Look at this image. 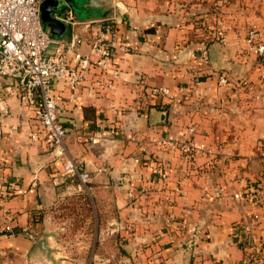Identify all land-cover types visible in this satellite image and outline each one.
Returning <instances> with one entry per match:
<instances>
[{
  "label": "crops",
  "instance_id": "0c3cea01",
  "mask_svg": "<svg viewBox=\"0 0 264 264\" xmlns=\"http://www.w3.org/2000/svg\"><path fill=\"white\" fill-rule=\"evenodd\" d=\"M64 2L79 21L116 19L120 38L130 51L118 56L121 72L114 90L93 96L82 89L71 96L65 83H54L59 120L67 132L61 156L48 148L44 138H31L34 107L21 97L14 77L0 75V264H63L50 239L67 188L89 193L94 213L101 207L109 210L104 221L114 225L107 230L103 219H97L99 244L85 264L96 258L100 260L95 264H126L127 255H137L138 264H240L245 222L264 264V110L255 107L250 92L245 94L252 99L245 103L225 101V95L232 99L237 94L227 88L201 87L204 95L198 96L189 80L194 76L208 85L224 66L231 68L225 73L228 79L229 74L237 77L240 59L225 52L229 44L222 46L203 23L194 21L205 17L224 24L230 41L252 22L258 21L264 29V0ZM54 16V25L41 18L53 36L88 34L83 23ZM202 49L209 51L203 68L198 65ZM96 75L94 69L89 71L90 80ZM183 82L186 86L178 89ZM151 85H166L173 92H184L183 97L149 96L145 88ZM192 100L202 103L191 104ZM95 131L102 137L91 142L87 136ZM164 136L215 141L219 151L214 156L199 155L192 168L181 170L179 154L153 141ZM224 158L227 162L221 166ZM67 159L83 163L90 174L85 185L63 174ZM160 166L170 171V189L177 177L183 178L174 207L179 230L171 236L163 223L166 203L138 194ZM251 191L260 200L249 198ZM129 224L131 229L126 228ZM193 227L198 233L189 242ZM112 235L116 246L107 244ZM41 238L44 247L38 245Z\"/></svg>",
  "mask_w": 264,
  "mask_h": 264
},
{
  "label": "built area",
  "instance_id": "2783aa9c",
  "mask_svg": "<svg viewBox=\"0 0 264 264\" xmlns=\"http://www.w3.org/2000/svg\"><path fill=\"white\" fill-rule=\"evenodd\" d=\"M41 1L0 0V75L14 77L21 97L34 107L31 138H44L48 148L56 156H61L65 152L64 138L67 132L59 120L54 83H65L71 90V96L82 89L93 96L101 90H114L121 72L117 63L118 56L129 52L130 48L120 38L118 24L114 21L116 19L79 21L70 9L63 16H56L72 24L83 23L82 29L88 34L74 32L69 38L53 36L41 22ZM206 27L218 41L228 43L224 31L216 28L214 23H208ZM91 29L94 32L90 33ZM247 45L254 53L264 57V40L254 28L248 31ZM83 46L88 47L87 52L82 51ZM205 61L207 62L206 59ZM91 69L97 74L93 80L89 78ZM217 82L222 86L229 83L227 75L219 73ZM145 91L149 96L172 98V91L166 85H151ZM101 137L99 131L87 136L91 142ZM153 141L159 146L176 147L188 163H193L197 155L206 148L203 141L176 139L172 136L154 138ZM62 172L77 177L84 185L90 179L89 172L80 160L67 159L62 164ZM182 180L183 178H177L170 189V171L165 166H160L155 175L138 190V194L144 199L166 203L163 223L165 233L170 236L177 234L179 230L174 207L176 197L181 194ZM247 196L251 199L258 197L255 191L247 193ZM126 228L131 229L132 225L129 224ZM250 228L247 222L241 224L240 246L243 255L240 264H263ZM197 233L198 228H191L189 242L191 238L195 239Z\"/></svg>",
  "mask_w": 264,
  "mask_h": 264
},
{
  "label": "rangeland",
  "instance_id": "374dc122",
  "mask_svg": "<svg viewBox=\"0 0 264 264\" xmlns=\"http://www.w3.org/2000/svg\"><path fill=\"white\" fill-rule=\"evenodd\" d=\"M195 21L194 23H196V25L203 23L202 26H205V27H206V24H208V22L211 24L214 23L216 28H219L222 31H224L227 37L228 43L223 44L220 41L219 42L224 47H227L229 44V47H227L225 52L226 53L230 52L232 53V55H235V56L238 55L240 59L237 60L238 69L236 70V72L237 71L238 72L237 74H235L237 75V77H234L233 74L232 75L229 74L232 79V80L228 79L230 83H227L226 85H223V86L218 84L217 75L219 71L214 73V76H213L214 81H212V83L211 82L208 83V85L206 84L207 86L205 84L203 85V83H201L200 81L196 83V78H194V76H191L189 80L192 83L191 87L194 88L193 90L199 91L201 87L202 89H205V90L210 89L209 91H211L212 89L221 90V89L227 88L229 90L226 89V91L230 93L237 92L236 96L234 95L232 96V99H230L228 95H225L226 96L225 101L229 99L228 101L232 100L234 103L235 102L245 103L248 101V97H249V100H251L252 99L251 96H249L248 94H245L246 92H250L255 95V98H256V100L254 101L255 107H258L264 110V76H263L264 57L259 56L257 53H254L247 45V34H248L249 29L251 28L256 29L260 37H262V39L264 40V29L262 28V25L258 23V21L252 22L248 26L245 25L239 30H237L235 34L233 35V37L231 38V40L229 41L228 36H227V26H225L224 24L223 26L221 23L218 25V23L216 24L214 20H211V19L208 20L205 17H201V19L199 18ZM201 53H202V57H201L202 63L198 62V65L199 66L202 65V68H203V66L205 65V62H204L205 59L207 60V63H208L209 51L208 49H202ZM188 69L189 68H187L185 71H187ZM216 69L217 68H214V71ZM229 69L231 71L230 67L224 66L222 68L221 67L219 68V70H222L220 71L222 73H229ZM201 75L202 74H199V77ZM180 86L183 88V86H186V83L185 82L178 83L177 87H180ZM182 88H180V90H182ZM200 91L196 92L198 93L197 95L198 96L204 95ZM240 91H242V95H239ZM174 93L177 96H180V100H181L184 92H176V91L173 92L172 90V99L175 97ZM201 101L192 100L191 104L200 105ZM177 118L179 119V116ZM193 132H194V128L190 132V134ZM190 134L188 136H190ZM188 140L197 141V142L203 141L205 143L206 145L205 150L201 151L197 155V157L199 155L201 156L204 154L207 156H214L216 151L217 150L219 151L220 144L215 143V141L212 142V141H207L205 139L196 140L194 138H191V139L188 138ZM173 149L179 154L178 158H179L181 170H183L184 167L187 170H188V167L190 168L193 167V164L195 163L196 160L193 163L185 162L179 150L176 147ZM226 162H227V158H224L222 160L221 166H224ZM177 178L175 179V181L177 180ZM252 192L253 191H251V193ZM78 193H80V191L74 190L73 188L65 189L62 195V199H61L62 202L64 201V204L62 208H58L56 221L54 223L55 225H53V228H52L54 237L50 239V245L53 246L54 251L57 250L55 255L56 256L58 255L57 256L58 261L61 262V260H64V262H62L63 264H71V263L85 264L88 258V254L93 248V246L96 247L99 244V241L97 240V236H95L96 231L94 232L91 231L90 212L88 210V207L86 206V201L82 198L75 196ZM255 199L260 200V197L258 196ZM110 214H111L110 211L105 210L103 207H101L100 211H98L99 218L103 219V224H104L103 226L105 229L107 228V230H111L114 226L113 224H107L104 221V219L107 218V215H110ZM97 227L98 226L96 224L95 226L96 230L98 229ZM107 240L108 239H106L105 241ZM109 240L110 241L107 243L108 246H116L118 244L116 243L117 241H116L115 235H112ZM99 256H101V253ZM136 256L137 255H134L133 256L134 258H133L130 255H127L126 264H138V259L135 258ZM113 257L114 255L112 252L111 258ZM99 260H100L99 258L92 260V264H95V262H99Z\"/></svg>",
  "mask_w": 264,
  "mask_h": 264
},
{
  "label": "water",
  "instance_id": "95a60500",
  "mask_svg": "<svg viewBox=\"0 0 264 264\" xmlns=\"http://www.w3.org/2000/svg\"><path fill=\"white\" fill-rule=\"evenodd\" d=\"M68 10L64 0H44L41 5V18L44 24L54 25L55 14L63 16ZM58 23V22H57ZM40 247L45 246V238H41L38 242Z\"/></svg>",
  "mask_w": 264,
  "mask_h": 264
},
{
  "label": "trees",
  "instance_id": "16d2710c",
  "mask_svg": "<svg viewBox=\"0 0 264 264\" xmlns=\"http://www.w3.org/2000/svg\"><path fill=\"white\" fill-rule=\"evenodd\" d=\"M75 196L82 198L86 201V206L88 207V210L90 212L91 231L92 232L96 231L95 226H96V223L99 222V220H97V219H99V215H98L97 211H96V214L94 213L95 211L93 209L92 197L86 191H82V192L76 194ZM63 204H64V201L62 202V200H61L58 204V208H62Z\"/></svg>",
  "mask_w": 264,
  "mask_h": 264
}]
</instances>
